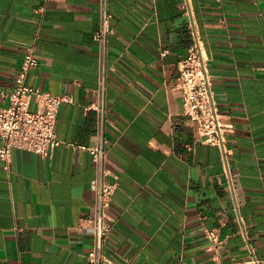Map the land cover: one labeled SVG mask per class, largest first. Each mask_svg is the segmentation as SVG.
<instances>
[{
  "label": "crops",
  "instance_id": "obj_1",
  "mask_svg": "<svg viewBox=\"0 0 264 264\" xmlns=\"http://www.w3.org/2000/svg\"><path fill=\"white\" fill-rule=\"evenodd\" d=\"M102 8L103 51L94 38ZM190 25L225 125L226 163L172 88ZM24 45L38 60L26 81L70 101L48 156L12 148L7 168L0 160V264H85L95 168L84 146L98 124L86 107L101 66L105 166L117 175L105 241L114 263L264 264V0H0V108Z\"/></svg>",
  "mask_w": 264,
  "mask_h": 264
},
{
  "label": "built area",
  "instance_id": "obj_2",
  "mask_svg": "<svg viewBox=\"0 0 264 264\" xmlns=\"http://www.w3.org/2000/svg\"><path fill=\"white\" fill-rule=\"evenodd\" d=\"M108 31V14L105 8H102L100 25L94 34L101 51L105 49ZM189 32L194 38L193 43L186 55L176 62L177 77L172 88L179 90L184 112L195 124L198 134L205 143L219 148L226 163L225 125L213 99L207 57L192 25L189 26ZM37 64L33 46L24 45L14 85L7 94H4L8 102L0 108V160L4 161V168H7L9 152L12 148L48 156L51 150L61 142L55 129L56 116L60 105L69 102L70 97L53 95L29 84L26 81L27 74ZM104 89L105 70L101 66L97 100L86 107L96 111L98 124L93 144L84 146L95 168V176L90 182L94 192L93 211L90 217L84 219L92 230V247L86 254L85 264H115L105 249V241L110 230L107 208L117 188V175L105 166L108 138L104 133L106 121ZM206 238L212 248L222 242L216 228L206 229ZM174 264L190 263L183 258H178ZM211 264L224 263L215 256ZM245 264H261V262L252 257Z\"/></svg>",
  "mask_w": 264,
  "mask_h": 264
}]
</instances>
